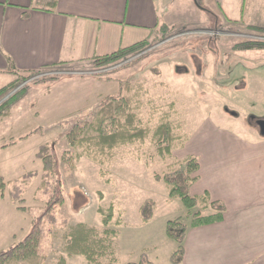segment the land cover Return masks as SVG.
I'll list each match as a JSON object with an SVG mask.
<instances>
[{"label":"rangeland","instance_id":"rangeland-1","mask_svg":"<svg viewBox=\"0 0 264 264\" xmlns=\"http://www.w3.org/2000/svg\"><path fill=\"white\" fill-rule=\"evenodd\" d=\"M248 42L264 44V32L236 26L228 33L168 29L160 42L107 65L53 67L20 78L21 98L0 125V175L6 183L0 195V251L21 242L45 209L46 197L38 191L43 166L36 154L50 144L65 203L56 212V225L45 222L41 264H56L60 256L68 264H88L82 256L66 255L64 236L78 223L102 231L98 208L112 203L123 221L116 227L113 264L138 262L142 254L154 264H170L178 245L167 237V223L178 219L191 227L198 209L187 213L154 176L173 171L188 157L201 160L203 151L223 153L224 143L264 141L258 125L264 120V49L237 48ZM120 96L132 99L143 127L174 125L180 139L171 157H159L149 139L119 149L105 165L70 146L66 135L72 127L91 121L106 97ZM30 172L38 174L24 179ZM16 181L23 188L25 214L10 198ZM149 199L156 204L154 217L143 223L140 208Z\"/></svg>","mask_w":264,"mask_h":264},{"label":"crops","instance_id":"crops-1","mask_svg":"<svg viewBox=\"0 0 264 264\" xmlns=\"http://www.w3.org/2000/svg\"><path fill=\"white\" fill-rule=\"evenodd\" d=\"M235 26L264 29V0H0V89L156 44L168 29ZM222 146L201 153L190 189L222 203V220L187 226L180 264H264V141Z\"/></svg>","mask_w":264,"mask_h":264},{"label":"trees","instance_id":"trees-1","mask_svg":"<svg viewBox=\"0 0 264 264\" xmlns=\"http://www.w3.org/2000/svg\"><path fill=\"white\" fill-rule=\"evenodd\" d=\"M264 32V29H260ZM146 47L141 44L120 51L111 56L95 60L96 65H107L126 58L130 54ZM241 50L264 49L262 43H243L237 46ZM18 79L12 84L0 89V125L4 119L10 116L12 108L21 98L22 90L11 93L17 89ZM20 91V92H19ZM37 133V131L35 132ZM66 138L75 149H82L87 156L100 164L112 163L116 159L119 149L145 143L150 140L156 148L157 154L162 159L171 157L175 143L180 139L177 130L169 121L159 124L153 131L141 125L136 112L132 108V99L129 96L106 97L99 104L93 119L84 124H75ZM82 155H77L80 158ZM36 158L42 162V182L38 189L46 197L45 209L40 217L33 219L31 228L24 239L10 247L8 250L0 251V264H41V245L45 236V222L57 224V210L65 203V193L59 177V160L54 147L50 144L39 148ZM200 164L198 158L191 156L181 162L176 169L164 175L156 174L157 182H164L169 191L170 199H179L192 214L193 226L208 225L222 220L224 206L218 201H213L208 194L203 196H192L190 189L198 180ZM37 172H30L24 179H32ZM104 174V173H103ZM6 191L5 179L0 175V195L4 196ZM10 198L19 212L25 214L23 188L20 181H16L10 191ZM156 204L153 200H146L140 208L143 223H149L154 217ZM212 211L204 214V211ZM101 215L102 231L84 223H78L69 228L65 234V252L68 257L82 256L88 264H103L109 259V264L116 262L113 247L114 240L118 236L116 227L122 225V217H116L117 208L112 203L109 208H98ZM65 227L68 221H63ZM188 227L182 221L176 219L169 221L166 227L167 237L177 243V249L170 257L171 264H180L184 255L183 244L187 236ZM114 251V253H113ZM56 264H68L65 256H60ZM127 264H154L142 254L138 262Z\"/></svg>","mask_w":264,"mask_h":264},{"label":"built area","instance_id":"built-area-1","mask_svg":"<svg viewBox=\"0 0 264 264\" xmlns=\"http://www.w3.org/2000/svg\"><path fill=\"white\" fill-rule=\"evenodd\" d=\"M254 37H255V36H254ZM255 39H259V40H261L262 38L255 37ZM147 51H148V50L143 51V52H140L139 54H137V56H141L142 54L147 53ZM137 56H136V57H137ZM131 59H134V58H131ZM22 87H24V85H21V86H19L17 89H15V90L11 93V95L14 94V93H16V92H17L19 89H21Z\"/></svg>","mask_w":264,"mask_h":264},{"label":"water","instance_id":"water-1","mask_svg":"<svg viewBox=\"0 0 264 264\" xmlns=\"http://www.w3.org/2000/svg\"><path fill=\"white\" fill-rule=\"evenodd\" d=\"M258 125H259V127L261 129V134L264 135V120H260L258 122Z\"/></svg>","mask_w":264,"mask_h":264}]
</instances>
